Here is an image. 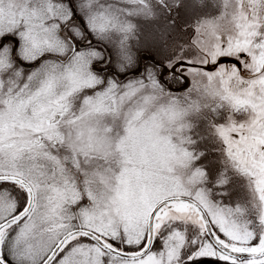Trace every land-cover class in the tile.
<instances>
[{"label": "snow or ice", "instance_id": "1", "mask_svg": "<svg viewBox=\"0 0 264 264\" xmlns=\"http://www.w3.org/2000/svg\"><path fill=\"white\" fill-rule=\"evenodd\" d=\"M204 261L264 264V0H0V264Z\"/></svg>", "mask_w": 264, "mask_h": 264}, {"label": "rangeland", "instance_id": "2", "mask_svg": "<svg viewBox=\"0 0 264 264\" xmlns=\"http://www.w3.org/2000/svg\"><path fill=\"white\" fill-rule=\"evenodd\" d=\"M185 3H191V0H185ZM183 19H185V17H184V15L182 13L181 14V21H183ZM163 25H164L163 21L146 22V23H143V31H144L146 36L150 37V35H155L156 29L157 28H162ZM147 42L150 44L151 40L149 39ZM154 54H156V55H160L161 54L159 48L154 50ZM174 87H183V86L181 85V86H174Z\"/></svg>", "mask_w": 264, "mask_h": 264}, {"label": "trees", "instance_id": "3", "mask_svg": "<svg viewBox=\"0 0 264 264\" xmlns=\"http://www.w3.org/2000/svg\"><path fill=\"white\" fill-rule=\"evenodd\" d=\"M204 264H211V261H204Z\"/></svg>", "mask_w": 264, "mask_h": 264}]
</instances>
